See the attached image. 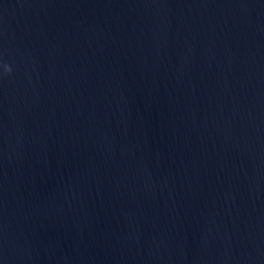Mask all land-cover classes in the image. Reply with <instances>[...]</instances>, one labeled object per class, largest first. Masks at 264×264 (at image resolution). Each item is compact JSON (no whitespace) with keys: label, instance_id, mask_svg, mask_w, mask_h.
Returning <instances> with one entry per match:
<instances>
[{"label":"water","instance_id":"obj_1","mask_svg":"<svg viewBox=\"0 0 264 264\" xmlns=\"http://www.w3.org/2000/svg\"><path fill=\"white\" fill-rule=\"evenodd\" d=\"M0 264H264V0H0Z\"/></svg>","mask_w":264,"mask_h":264},{"label":"clouds","instance_id":"obj_2","mask_svg":"<svg viewBox=\"0 0 264 264\" xmlns=\"http://www.w3.org/2000/svg\"><path fill=\"white\" fill-rule=\"evenodd\" d=\"M7 71V69L5 68V72Z\"/></svg>","mask_w":264,"mask_h":264}]
</instances>
